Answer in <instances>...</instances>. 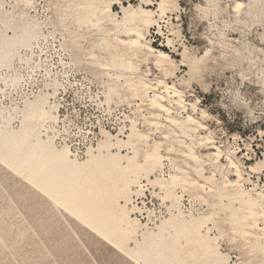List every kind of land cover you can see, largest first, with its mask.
Returning <instances> with one entry per match:
<instances>
[{
  "label": "rangeland",
  "instance_id": "obj_1",
  "mask_svg": "<svg viewBox=\"0 0 264 264\" xmlns=\"http://www.w3.org/2000/svg\"><path fill=\"white\" fill-rule=\"evenodd\" d=\"M75 1L0 0V30L3 20L12 25L30 22L35 28L30 46L0 69L4 117H11V126L17 129L27 105L47 108L49 118L38 128L40 139L49 140L57 150L67 148L78 163L87 161L90 148L94 152L100 142L109 140L111 153L127 154L130 146L122 144L134 128L130 142L138 151L137 160L154 143L161 155L148 175L151 182L141 175L130 187L127 208L138 221L137 232L144 227L155 232L179 211L184 218L199 219V233L214 248L213 254H204L195 243L168 245L167 264H264L261 220L258 228L253 227L251 218H243L246 207L227 193L229 186L224 191L221 186L215 189L213 182H200L194 172L198 165L184 157L191 147L203 158L205 177L214 170L219 185L224 180L240 181L264 208V0L248 7V0H176L160 29L152 26L145 36L156 49L170 54L171 63L166 71L156 69L151 57L145 59L146 51L140 50L141 55L132 59L130 76L134 84L139 80L146 84L138 89L115 70L94 64L86 50L72 53L65 47ZM150 1L149 8L156 10L155 0ZM236 2L243 3L241 10L234 9ZM113 10L119 13V6ZM79 41L83 48L88 46L87 40ZM159 93L165 95L163 103L170 111L156 117L149 100ZM188 114L194 122H184L189 127L185 134L167 120L170 115L182 123ZM213 147L219 148V155ZM181 170L203 187L195 188L187 180L166 197L152 183L156 179L166 183ZM103 193L104 206L124 204L122 198L113 197L111 188ZM123 240L122 247L134 246L131 237ZM141 263L103 241L0 162V264Z\"/></svg>",
  "mask_w": 264,
  "mask_h": 264
},
{
  "label": "bare ground",
  "instance_id": "obj_2",
  "mask_svg": "<svg viewBox=\"0 0 264 264\" xmlns=\"http://www.w3.org/2000/svg\"><path fill=\"white\" fill-rule=\"evenodd\" d=\"M135 1L139 2L137 6H132L130 3L124 5L121 0L75 1L70 11L72 26L66 32L65 47L72 50V53L86 50L94 64L115 70L118 76H124L126 82H131L134 89H138V86L145 87L146 84L140 80L134 84L130 76L134 70L132 59L138 57L140 50L146 51L145 59L148 58L147 56L151 57L156 69L166 71V66L171 63L170 54L156 49L145 36L149 33L150 27H160V21L165 17L166 11H171L170 6L176 8L177 1L155 0L156 10L149 8L152 3L150 0ZM248 2L247 7L256 4V0H248ZM116 5L119 6V13L113 10ZM233 6L238 11L243 3L236 2ZM1 25L0 69L9 67L18 51L30 46L35 34V28L30 22L12 25L8 20H3ZM8 30L11 31L7 33ZM79 40H87L88 46L83 48ZM167 42V44L171 43ZM165 88L172 90L178 96V92L173 87ZM164 99L165 95L159 93L149 100L153 108L152 115L158 117L162 113H169L170 110L163 103ZM46 109H41L40 105H27L21 113V125L17 129L11 126V117H4L0 109V162L7 169L21 179L31 182L38 191L59 204L65 211L72 213L77 222L93 231L109 245L125 252L133 260H141L144 264H167L170 259L166 254L170 249L168 245L190 243L197 244L204 254H213L214 248L209 238L199 233V219L184 218L179 211L162 221L155 232L146 227L137 232L138 221L130 216V210L127 208V204L131 201L130 187L137 180L139 181L141 175H144L149 183L151 182L148 175L161 158L158 144L154 143L143 153L141 161H138V151L130 142L136 131L131 128L128 142L122 144L130 146L127 154L122 155L120 151L111 153L110 149L113 145L109 140L100 142L94 152L90 148L87 161L78 163L70 157L67 148L57 150L49 140L40 139L38 128L49 118ZM167 120L180 128L183 134L189 129L185 123L194 122L191 114H188L182 123L174 120L170 115ZM120 144L117 142L121 147ZM213 149L215 156L219 155V148L213 147ZM184 157L198 165V169H194L195 176L204 181L203 183L213 182L215 189L221 186L224 191L229 186L230 191L227 192L230 193L229 196L234 197L240 207L247 209V214L243 218H251L252 226L256 228L258 221L261 220L260 230L264 237V208L242 189L240 181L224 180L219 185L215 182L214 170L210 176L205 177L202 156L196 155L189 146ZM236 174L241 178L242 173L237 171ZM189 175L187 171L181 170L180 176L175 175L166 183L158 179L152 180V183L157 184L166 197H171L173 189L179 183L185 184L187 180L195 188L203 187V184L196 179H190ZM98 186L101 189H97ZM107 188H111L113 197L122 198L124 204L115 203L114 208L104 206L106 200L103 190ZM79 191L82 193L79 194ZM92 207L100 208L90 210ZM125 236L133 240L132 248L122 247Z\"/></svg>",
  "mask_w": 264,
  "mask_h": 264
},
{
  "label": "trees",
  "instance_id": "obj_3",
  "mask_svg": "<svg viewBox=\"0 0 264 264\" xmlns=\"http://www.w3.org/2000/svg\"><path fill=\"white\" fill-rule=\"evenodd\" d=\"M165 51V50H164Z\"/></svg>",
  "mask_w": 264,
  "mask_h": 264
}]
</instances>
